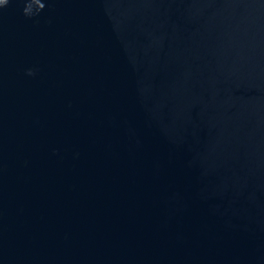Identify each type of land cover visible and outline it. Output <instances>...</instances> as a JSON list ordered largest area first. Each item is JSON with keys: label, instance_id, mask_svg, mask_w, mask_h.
<instances>
[{"label": "water", "instance_id": "95a60500", "mask_svg": "<svg viewBox=\"0 0 264 264\" xmlns=\"http://www.w3.org/2000/svg\"><path fill=\"white\" fill-rule=\"evenodd\" d=\"M0 264H264V0H0Z\"/></svg>", "mask_w": 264, "mask_h": 264}]
</instances>
